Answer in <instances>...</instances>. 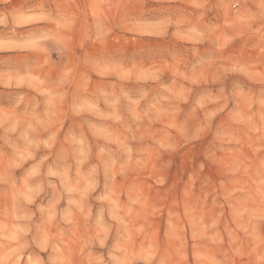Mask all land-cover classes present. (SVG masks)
I'll use <instances>...</instances> for the list:
<instances>
[{
  "label": "clouds",
  "instance_id": "obj_1",
  "mask_svg": "<svg viewBox=\"0 0 264 264\" xmlns=\"http://www.w3.org/2000/svg\"><path fill=\"white\" fill-rule=\"evenodd\" d=\"M72 3L58 0L39 17L0 16L12 41L0 50L25 57L18 86L35 84L46 104L38 113L18 93L0 106V140L11 141L13 157L55 145L29 173L35 187L0 223V264H10L8 249L47 253L36 264H264V72H253L264 68V0H198L195 16L146 7L175 0ZM36 19L49 25L17 33ZM237 40L258 50L255 62L226 54ZM64 120L72 125L57 139ZM195 141L202 159L180 186L170 184L174 157ZM50 155L56 163L45 165ZM3 156L0 164L13 159ZM45 189L51 198L37 203ZM12 219L23 226L10 229Z\"/></svg>",
  "mask_w": 264,
  "mask_h": 264
},
{
  "label": "rangeland",
  "instance_id": "obj_2",
  "mask_svg": "<svg viewBox=\"0 0 264 264\" xmlns=\"http://www.w3.org/2000/svg\"><path fill=\"white\" fill-rule=\"evenodd\" d=\"M58 0H7L6 3L0 2V16L8 17L12 14H25L31 16L39 17L41 12H46L50 9H55L57 6ZM198 2V0H195ZM195 2H189V0H175V3L172 5H148L146 7H151L155 9H160L162 7H172L178 8L182 10L187 15H199L200 9L195 7ZM72 7L79 8L82 7V0H73ZM163 18V17H161ZM213 18V13L209 12L207 16H205V21ZM148 23H153L154 20L149 18L147 20ZM49 25V21L46 19H36L31 23L25 24L19 28H17L18 34L27 33L30 31H34L39 28H44ZM169 31H172V27H169ZM10 29L5 28L3 25H0V44L3 43H11L10 40ZM176 46L178 48H188L191 47L190 44H187L183 41H176ZM225 52L229 56L239 57L241 59L255 62L258 56V50L251 46V43H245L242 40H237L235 42L229 43ZM53 59H55V55H53ZM42 62V61H41ZM25 57L24 54L20 52V50L9 47L3 50H0V106L10 107L13 104V98L18 93H22L28 96L39 105L37 108L38 113H42L46 110L45 104V96L39 90L38 86L35 84L32 87H29L26 83H20L18 86V77L25 76L28 72V69L25 67ZM47 68V66H45ZM253 72H264V68H261L258 64ZM33 75H37L38 73L33 72ZM54 74V73H53ZM42 78V77H41ZM226 85L230 83V81L225 82ZM247 83L254 90L260 87L259 77L251 76ZM223 113L219 115H215L212 117L214 121H219L220 117ZM72 125L71 120H64L63 126L58 128L57 131V139H63L64 133L68 130V128ZM53 127L56 128L57 125L53 124ZM163 127V125H160ZM15 140V136L12 138ZM10 143H5L4 140H0V152L4 154L3 158H13L6 159L4 164H0V223H8V218L6 213H13V205L17 197L23 198L28 194L30 189L35 187L33 183L37 178L35 176H30L29 173L32 172L34 168L39 164L40 159L44 154L48 152L55 151V145L53 149H44L37 148L35 151L29 149L32 152V155L28 156L24 151H20L15 154L13 157L14 149L10 146ZM24 142L16 141V147L23 149ZM203 143L200 141H195L194 145L186 150L177 154L174 157V165L169 170V183H175L177 186H180L187 178V175L198 165L202 156L200 155L203 150ZM26 157V158H25ZM19 164V167H12L11 163ZM56 163V159L54 155H50L48 160L45 161V165H54ZM39 171L43 173L44 165L40 166ZM207 171V169H206ZM211 175L214 179H217L215 170H212ZM51 190L45 189L41 196L37 198V203L43 201L47 203V201L51 198ZM63 204V201H62ZM35 207L34 205L32 206ZM222 223L231 224V221L227 218V213L220 217ZM165 220L166 214L162 213L159 217L155 218V234L156 238L159 239L163 234L165 228ZM15 225L16 227H22V222L16 221L14 219L9 223V228L11 229ZM219 227V225H218ZM223 236L224 234L221 233ZM188 244V251H191V237L188 235L186 237ZM15 247V244L12 245ZM10 255V264L11 260H18L19 264H28L29 258L31 257L33 260V264H36L38 259H47V253H39L38 256L33 255V252H39L36 250H25L20 254L13 253L11 249L6 250ZM98 251H100L98 249ZM4 253L0 252V256ZM189 259H191V255H189Z\"/></svg>",
  "mask_w": 264,
  "mask_h": 264
}]
</instances>
